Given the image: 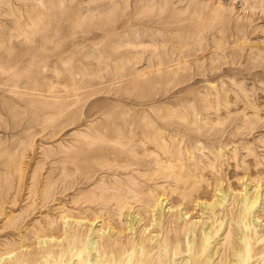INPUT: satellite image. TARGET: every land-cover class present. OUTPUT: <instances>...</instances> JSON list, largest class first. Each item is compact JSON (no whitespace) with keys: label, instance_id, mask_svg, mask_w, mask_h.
<instances>
[{"label":"rangeland","instance_id":"rangeland-1","mask_svg":"<svg viewBox=\"0 0 264 264\" xmlns=\"http://www.w3.org/2000/svg\"><path fill=\"white\" fill-rule=\"evenodd\" d=\"M263 52L264 0H0L1 264H14V254L31 252L35 257L38 252L58 251L65 241L63 232L81 245L90 240L104 243L107 247H99L105 251L112 244L116 248L141 241L148 245V236L152 244L156 239L162 244L169 230L184 235L181 229L187 220L197 223L198 236L213 222L224 223L214 243L219 250L214 264H227L232 243L240 235L236 218L245 192L260 195L247 225L250 229L258 223L255 233L263 235ZM75 87L78 94L72 91ZM117 110L149 112L138 121L149 116L163 124L173 121L167 131L154 134L157 143L149 149L153 154H143L141 143L148 139L139 134L122 133L117 145L101 143L122 148L131 140L138 154L134 157L150 154L162 163L143 171L131 168L135 172L123 176L110 172V165L103 174H95L91 184L74 185L60 195L61 160L75 154L89 127L111 122ZM130 119L119 120L127 127L134 121ZM168 159H172L169 164ZM176 172H181V179ZM187 184L193 199H186L188 190L182 194ZM46 191H58V200L43 203ZM87 197L93 202L85 203ZM115 201L130 205L121 209ZM250 231L253 234V228ZM43 239L54 241L41 246ZM188 240L180 238L183 245ZM152 248L151 264H158L159 246Z\"/></svg>","mask_w":264,"mask_h":264},{"label":"bare ground","instance_id":"bare-ground-1","mask_svg":"<svg viewBox=\"0 0 264 264\" xmlns=\"http://www.w3.org/2000/svg\"><path fill=\"white\" fill-rule=\"evenodd\" d=\"M241 33H245L246 30L244 29H241ZM252 34V32H251ZM254 34V32H253ZM247 35V34H246ZM245 39V38H244ZM244 43V42H243ZM257 49V48H256ZM242 51V50H240ZM260 51V50H259ZM244 52V51H242ZM264 53V52H263ZM244 55L241 53L240 54V58L242 59V61H244ZM256 68V67H255ZM72 91L76 92V94H78V91H79V88H73ZM70 95V94H69ZM118 111V110H117ZM140 111V110H139ZM92 112V111H91ZM147 113H149L148 111H146ZM168 112V111H167ZM116 113L117 116L115 115ZM116 113H111V114H114L115 115V118L113 117V115H111V118L113 117L114 119H111V122H108L106 124L105 121L102 122L103 124H99V125H95V126H91L87 129V132L82 134L80 136V140L81 142L75 147V154L74 155H66V157L64 159H60L61 160V163L63 165V170H62V173H63V176L60 179V182H61V192H60V195L61 194H64L65 192H67L69 189H72L74 187V185H85V184H88L90 183L91 179L93 178V176H95V174H97L99 171L100 173L103 174V170L106 169L108 166L111 165L112 169H110V172L112 171L113 174H117V175H122L123 172H127L128 174H131V172H133L134 170L131 169V168H136L135 170L136 171H143L149 167H151L153 164H161L162 162H157V159L152 157L150 154H147L146 156L142 157V158H136L134 156L138 155L136 153V151L133 149V145L132 144V141L131 140H128V143L125 144V146H122V148H118V147H115V146H106V145H102L101 143H104V142H112V143H116V145L119 143V141L121 140V138L123 137H120V135L123 133H127L129 134V136L131 137H135L137 136L138 134L139 135H142V137L145 138V140L148 139V142H142V146H143V154H146L150 147H151V143L152 144H156L157 143V137L156 139L154 138V134H156L157 130H160L161 132L162 131H167L168 127L170 128L171 126V123H173V121L169 124H163L161 122H159L160 119H156V116L155 118H151L149 116V119H144L143 121H138L136 118L137 117H141V116H145V118L147 117V113L144 114V112L142 111L141 112H136V111H123V110H119L118 112ZM159 113V112H158ZM163 113V112H162ZM110 114V113H109ZM155 115V114H154ZM161 115V113H160ZM163 116V114H162ZM161 116V117H162ZM165 116V115H164ZM170 116V115H169ZM187 116V115H185ZM122 117H127L129 119V121H131L130 118H133L134 121L132 122H129L128 126L125 127L123 126V124H121V119ZM243 117V116H242ZM241 118V117H240ZM141 119V118H140ZM146 120V121H145ZM243 120V118H242ZM125 121V120H124ZM240 121V120H239ZM180 123V122H178ZM188 123V122H187ZM175 124H176V121H175ZM183 124V123H182ZM241 124V122H240ZM239 124V125H240ZM86 125V124H85ZM91 125V124H90ZM89 125V126H90ZM178 125V124H176ZM182 126V125H181ZM242 126V125H241ZM245 126V125H244ZM80 127V126H79ZM83 127V126H81ZM188 127L190 128V125L188 124ZM254 127V126H253ZM156 128V130H155ZM172 128V127H171ZM187 128V126H186ZM256 128V126H255ZM258 129V127H257ZM171 130V129H170ZM169 130V131H170ZM176 130H177V127H176ZM179 130V128H178ZM177 130V131H178ZM187 130V129H186ZM174 131V129H173ZM244 132V131H243ZM242 132V133H243ZM177 133V132H176ZM184 133V132H183ZM182 133V134H183ZM186 133V132H185ZM184 133V135H185ZM126 134V136H127ZM159 134V133H157ZM181 134V132H180ZM244 134V133H243ZM248 134V133H247ZM170 135V134H169ZM176 135V134H175ZM245 135V134H244ZM243 135V136H244ZM253 135V134H252ZM242 136V135H241ZM248 136H250V134H248ZM140 137V136H139ZM160 137V136H159ZM164 137V136H163ZM170 138V137H169ZM127 139V137H126ZM141 139V138H140ZM188 139V138H187ZM242 139V138H241ZM137 140V139H136ZM159 140V138H158ZM175 140V139H174ZM244 140V139H243ZM79 141V140H78ZM139 141V140H138ZM141 141V140H140ZM143 141V140H142ZM160 141V140H159ZM167 141V140H166ZM189 141V140H187ZM76 144H77V140L75 141ZM172 142V141H170ZM245 142V141H244ZM138 143V142H137ZM178 143V142H176ZM186 143V142H185ZM190 143V142H189ZM136 144V143H135ZM161 144V143H160ZM242 144V143H241ZM188 145V144H187ZM73 146V145H72ZM64 147V146H63ZM244 148V147H243ZM136 149V148H135ZM241 149V148H240ZM70 150V149H69ZM157 150V149H156ZM153 151V149H152ZM152 151L150 150L149 152L152 153ZM244 151V150H243ZM60 152V151H59ZM74 153V151L72 150V154ZM189 153V152H188ZM61 154V153H60ZM69 154V153H68ZM153 154V153H152ZM63 155V154H62ZM54 156V155H53ZM64 156V155H63ZM112 156V157H111ZM141 156V155H140ZM155 156V155H154ZM159 156V155H158ZM183 156V155H182ZM173 158V157H172ZM191 159V158H190ZM59 160V161H60ZM165 160V159H164ZM176 160V159H175ZM189 160V159H188ZM244 160V159H243ZM242 160V161H243ZM166 161V160H165ZM264 161V159H263ZM172 162V159H168L167 160V163H171ZM178 162V161H177ZM246 162V161H245ZM259 162V161H258ZM257 162V163H258ZM164 163V161H163ZM256 163V164H257ZM99 166L101 167V170H98V168H96V166ZM172 165V164H171ZM193 165V164H192ZM244 165V164H242ZM264 165V163H263ZM114 167V168H113ZM154 167V166H153ZM174 167H177L176 165H174ZM245 167V166H244ZM178 168V167H177ZM261 168V167H260ZM156 169V168H155ZM176 169V168H174ZM180 169V168H179ZM179 169L177 171H179ZM184 169V168H183ZM262 169V168H261ZM264 169V168H263ZM262 169V170H263ZM169 170V169H168ZM171 170V169H170ZM189 170H191L189 168ZM188 170V171H189ZM257 170V169H256ZM60 171V169H59ZM158 171V170H157ZM264 171V170H263ZM135 172V171H134ZM252 172V171H251ZM53 173V172H52ZM111 173V174H112ZM161 173V172H160ZM109 174V173H108ZM134 174V173H133ZM165 175L167 173H164ZM177 174V172H176ZM250 174V173H249ZM252 174V173H251ZM262 174V173H261ZM126 175V174H124ZM155 175V174H154ZM158 175V174H157ZM264 175V174H263ZM72 176V177H71ZM123 176V175H122ZM128 176V175H127ZM156 176V175H155ZM245 176V175H243ZM253 176V175H252ZM256 176V175H255ZM69 177H71L72 179H69ZM132 177V175H131ZM149 177V176H148ZM159 178V176H157ZM241 177V176H240ZM153 178V177H152ZM177 178H182V175H181V172H179L177 174ZM257 178V177H256ZM98 179V178H97ZM96 179V180H97ZM124 179V178H123ZM122 179V180H123ZM134 179V178H133ZM155 179V177H154ZM198 179V178H197ZM244 179V178H243ZM248 179V178H247ZM250 179V178H249ZM57 180V178H56ZM136 180V179H134ZM149 180V179H148ZM158 180V179H157ZM191 180V179H190ZM55 181V180H54ZM130 181V179H129ZM172 181V180H171ZM194 180H192L191 182L193 183ZM219 181V179H218ZM230 181V180H229ZM255 181V180H254ZM259 181V180H258ZM261 181V180H260ZM49 182H52V181H49ZM123 182V181H122ZM125 182V181H124ZM148 182V181H147ZM189 182V181H188ZM191 182H189L191 185H193ZM222 182V180H221ZM59 183V182H58ZM132 183V181H131ZM185 183V182H184ZM251 183V182H250ZM54 184V183H53ZM91 184V183H90ZM118 184V183H117ZM127 184V183H126ZM153 184V183H152ZM155 184V183H154ZM179 184V183H177ZM190 184H187L185 186V191L184 194L185 195V192L186 190L189 191V186ZM195 184V182H194ZM213 183H211V186H212ZM107 185V184H106ZM125 185V183H124ZM258 185V184H257ZM264 185V184H263ZM103 186V185H102ZM109 186V185H108ZM127 186V185H126ZM138 186V185H137ZM156 186V185H155ZM210 186V185H209ZM261 186V185H260ZM56 187V186H55ZM59 187V186H58ZM128 187V186H127ZM147 187V186H146ZM179 187V186H178ZM191 187H194V186H191ZM230 187V186H229ZM117 188V187H116ZM133 188V187H132ZM131 188V189H132ZM182 188V187H180ZM245 188V187H244ZM44 189V188H43ZM55 189V188H54ZM53 189V190H54ZM58 189V188H57ZM102 189V188H101ZM192 189V188H191ZM198 189V188H197ZM130 190V189H129ZM140 190V189H139ZM143 189H141L140 192H142ZM150 190V189H149ZM179 190V189H178ZM176 190V191H178ZM181 190V189H180ZM199 190V189H198ZM219 190V189H218ZM221 190V189H220ZM226 190V189H225ZM230 190V189H229ZM262 190V189H261ZM55 191V190H54ZM120 191V190H119ZM133 191V190H132ZM130 191V193L132 192ZM182 191V190H181ZM187 191V192H188ZM207 191V190H206ZM260 191V190H258ZM12 192V191H11ZM92 192V191H91ZM125 192V191H124ZM123 192V193H124ZM137 192V190L135 191ZM135 192H132V193H135ZM145 192V191H144ZM186 192V193H187ZM227 193V191H225ZM229 192V191H228ZM257 192V191H256ZM57 192L55 193H50V191H46L45 192V204L49 203V201L47 202L48 199H51L50 202H53L58 200L56 199V197L58 198L57 196ZM129 193V192H128ZM146 193V192H145ZM180 192H178V195ZM193 192L190 190L188 192V194L186 195V199L189 198L188 196H192ZM198 193V192H197ZM224 193V192H223ZM143 194V192H142ZM225 194V193H224ZM250 194V193H249ZM129 195V194H128ZM140 195V194H139ZM175 195V193L173 194ZM222 195V193H221ZM227 195V194H226ZM225 195V196H226ZM63 196V195H62ZM134 196V195H133ZM241 196V195H239ZM3 197V196H2ZM39 197V196H38ZM148 197V196H147ZM176 197H178L176 195ZM181 197V196H180ZM179 197V198H180ZM184 197V196H183ZM222 197V196H221ZM235 197V196H234ZM264 197V196H263ZM5 198V197H4ZM60 198V196H59ZM117 198V197H116ZM129 199L131 198L128 197ZM128 198H126L128 200ZM192 198V197H191ZM228 199H230L229 197H227ZM232 198V197H231ZM133 199V198H132ZM183 199V198H182ZM193 199V198H192ZM196 199V198H195ZM233 199V198H232ZM262 199V198H261ZM117 200V199H116ZM139 200V199H138ZM137 200V201H138ZM166 200V199H164ZM177 200V198H176ZM231 200V199H230ZM229 200V201H230ZM140 201V200H139ZM144 201V199H143ZM160 201V200H159ZM185 201V200H184ZM183 201V203H185ZM188 201V200H187ZM190 201V199H189ZM194 201V200H193ZM199 201V200H198ZM225 201V200H224ZM233 201V200H232ZM231 201V203H232ZM37 202V201H36ZM47 202V203H46ZM59 202V201H58ZM93 201H91V199L89 197L86 198L85 200V203H92ZM117 202V201H115ZM127 202V201H126ZM132 202V201H131ZM134 202V201H133ZM132 202V203H133ZM142 202V201H141ZM176 202V201H175ZM179 202V201H177ZM176 202V203H177ZM181 202V200H180ZM216 202V201H215ZM223 202V200H222ZM241 202L243 204V209L242 211L239 213V215L237 216L236 220V224L238 225V228L239 229V232H240V235H238L239 237L237 238V240H235V243H232V250H231V247L230 250L232 251V259H228V263L227 264H256L257 259H259L261 263L259 264H264V234L263 235H260V233H255V228L258 227V223H252L251 227L253 228V234H251L250 230L252 228L249 229L248 227V219H249V216L251 215V212H252V209L253 207H255V205L259 204L260 203V195L259 193H256L255 196L252 197L248 195L247 192H245L244 195L241 196ZM33 203V202H32ZM39 203V202H38ZM41 203V202H40ZM39 203V204H40ZM74 203V201H73ZM82 203V202H81ZM130 203V202H129ZM129 203H126L125 202H117L116 205L123 209L125 208V206L127 205H130ZM137 203V202H135ZM182 203V204H183ZM191 203V202H190ZM194 203V202H193ZM230 203V204H231ZM235 203V202H234ZM264 203V202H263ZM35 204V203H34ZM38 204V205H39ZM76 204V203H74ZM73 204V205H74ZM107 204V203H106ZM110 204V203H109ZM140 204V203H138ZM143 204V202H142ZM145 204V203H144ZM161 204V203H160ZM187 204V203H186ZM189 204V203H188ZM196 204V202H195ZM219 204V203H218ZM223 204V203H222ZM236 204V203H235ZM262 204V203H261ZM51 205V204H50ZM53 205V204H52ZM84 205V204H83ZM105 205V204H104ZM132 205V204H131ZM136 205V204H135ZM177 205V204H176ZM184 205V204H183ZM202 205V204H201ZM224 205V204H223ZM234 205V204H232ZM32 206V205H31ZM34 206V205H33ZM48 206V205H47ZM81 206V205H80ZM85 206V205H84ZM106 206V205H105ZM104 206V207H105ZM108 206V205H107ZM134 206V205H132ZM162 206V205H161ZM214 206V205H213ZM219 206V205H218ZM231 206V205H230ZM237 206V204H236ZM46 207V205H45ZM100 207V206H98ZM102 207H103V204H102ZM109 207V206H108ZM191 207V205H190ZM201 207V206H200ZM205 209H206V206H204ZM203 207V208H204ZM51 208V207H50ZM82 208V206L80 207ZM117 208V207H116ZM131 208V207H130ZM174 208V206H173ZM184 208V207H183ZM193 208V207H192ZM213 207H211V205L208 207V209H212ZM229 208V207H228ZM30 209V207H29ZM33 209V208H32ZM31 209V210H32ZM89 209V207H88ZM202 209V208H201ZM217 209V208H216ZM232 209V207L230 208ZM4 210V209H3ZM186 210V211H185ZM185 215L188 216V214L190 213L188 207L185 208ZM229 210V209H228ZM234 210V209H232ZM2 211V210H1ZM0 211V212H1ZM119 211V210H118ZM177 211V210H176ZM193 211V210H192ZM213 211V210H211ZM209 211V212H211ZM223 211V210H222ZM227 211V210H226ZM31 212V211H30ZM35 212H36V209H35ZM203 212V211H202ZM201 212V213H202ZM206 212V211H205ZM218 212V211H217ZM220 212V210H219ZM115 213V212H114ZM118 213V212H117ZM129 213V212H128ZM146 213H149V212H146ZM151 213V212H150ZM176 213V212H175ZM196 213V211H195ZM225 213V212H224ZM229 213H232V212H229ZM34 214V212H33ZM32 214V215H33ZM63 214V213H62ZM119 214V213H118ZM127 214V213H126ZM172 214V213H171ZM177 214V213H176ZM175 214V215H176ZM194 214V213H193ZM198 214V213H197ZM205 214V213H204ZM210 214V213H209ZM215 213H213L214 215ZM221 214V213H220ZM1 215V214H0ZM29 215V214H28ZM123 215V214H122ZM121 215V216H122ZM125 215V214H124ZM129 215V214H128ZM150 215V214H148ZM174 215V214H173ZM174 215V216H175ZM192 215V214H191ZM212 214H210L211 216ZM63 216V215H62ZM65 216V215H64ZM69 216V215H68ZM98 216V215H97ZM101 216V215H100ZM103 216V215H102ZM101 216V217H102ZM120 216V215H119ZM131 216V215H130ZM130 216H126L125 219H127L128 217L130 218ZM153 216V215H152ZM181 216V215H180ZM185 216V217H186ZM209 216V217H210ZM216 216V215H215ZM220 215H218L219 217ZM26 219H27V216H25ZM30 217V216H29ZM32 217V216H31ZM172 217V216H171ZM177 217V215H176ZM189 217V216H188ZM205 217V216H204ZM208 217V216H207ZM206 217V218H207ZM212 217V216H211ZM226 217V216H225ZM231 217V215H230ZM24 218V217H23ZM72 218V217H70ZM98 218V217H97ZM123 218V217H121ZM128 218V219H129ZM151 219V217H149ZM163 218V217H162ZM191 218V217H190ZM200 218V217H199ZM67 218L66 217H63V220H66ZM91 219V218H90ZM89 219V221H91ZM164 219V218H163ZM184 219V218H182ZM211 219V218H210ZM221 219V218H220ZM223 219V218H222ZM260 219V218H259ZM21 220V219H20ZM28 220V219H27ZM72 220V219H71ZM76 220V219H75ZM96 220V219H94ZM92 220L91 222L94 223L95 221ZM99 220V219H98ZM111 220V219H110ZM133 220V219H132ZM204 220V219H203ZM234 219V221H236ZM251 220V218H250ZM23 221V220H22ZM26 221V220H25ZM81 221V220H80ZM79 221V223H80ZM94 221V222H93ZM221 221V220H220ZM260 221V220H259ZM21 222V221H20ZM29 222V221H28ZM66 222V221H65ZM69 222V221H68ZM67 222V223H68ZM75 222V221H74ZM104 222V221H103ZM107 222V221H106ZM110 222V221H109ZM108 222V223H109ZM135 222V221H134ZM169 222V221H168ZM191 221L187 220V221H184V224H182V229H181V234H184L182 236L184 237H187V239H189L187 241V243L185 245H183L181 242H180V238L182 236H180V234H174V233H171L169 230L167 233H165V238H164V242L162 244L159 243V239H156L155 242L152 244L153 242V238L151 237H147V240L148 241V245H144V241H138L139 244H132L128 249L126 248H123V247H117L112 244V248L108 249L105 251V249H103L105 247H107V245H104L103 243V246L101 244L98 245L97 242L95 241H88L87 243L81 245V241H78V239L76 237H74L72 234L68 235L66 233H62V236H65V241L64 242V246L60 244V249L58 251H53V250H48L46 251L44 254L42 253V255L40 254L41 252H38L40 254H38V256H31V252L29 254H21V255H17V254H14V264H151V261H152V246L155 245V244H158L159 246V251H160V254H159V258H158V264H214V259L216 256H217V250H215V247L217 245L214 244L215 243V239L219 237V233L220 231L222 230V227L224 225L222 224H217V223H214L209 225L208 227H206L205 229H203L201 232H200V237L198 236V234H196L195 232V226L196 224L194 223H190ZM197 222V221H196ZM204 222V221H203ZM228 222V221H227ZM16 223V222H15ZM19 223V222H17ZM16 223V224H17ZM24 223V222H23ZM66 223V224H67ZM78 223V222H77ZM107 223V224H108ZM130 223V222H129ZM250 223V222H249ZM15 224V225H16ZM65 224V223H64ZM65 224V225H66ZM103 224V223H102ZM112 224V223H111ZM199 224V222H198ZM202 224V223H201ZM207 224V223H206ZM64 225V226H65ZM77 225V224H76ZM81 225V224H79ZM87 225V224H86ZM90 225V224H88ZM154 225V224H152ZM156 225V224H155ZM158 225V224H157ZM160 225V224H159ZM162 225V223H161ZM173 225V224H172ZM226 225V224H225ZM232 225V224H231ZM263 225V224H262ZM92 226V225H91ZM94 226V225H93ZM106 226V224H105ZM129 226V225H128ZM133 226V225H132ZM131 227V230H133L132 228L134 227ZM167 226V225H166ZM165 226V227H166ZM169 226V225H168ZM175 226V225H174ZM200 226V225H199ZM204 226H206L204 224ZM103 227V226H102ZM127 227V226H126ZM202 227V226H201ZM11 228V227H10ZM13 228V227H12ZM18 228V227H16ZM107 228V227H106ZM105 228V229H106ZM157 228V227H156ZM161 228V227H160ZM178 228V227H177ZM226 228V226H225ZM233 228V227H232ZM261 228V227H260ZM18 229H21V228H18ZM43 229V228H42ZM42 229L39 231L41 232ZM70 229V227H69ZM92 229V227H91ZM102 229V228H101ZM158 229V228H157ZM162 229V228H161ZM174 229V228H173ZM197 229V228H196ZM200 229V228H199ZM202 229V228H201ZM228 229V228H227ZM259 229V228H257ZM15 230V229H14ZM17 230V229H16ZM100 230V229H99ZM110 230H112V228H110ZM115 229H113L114 231ZM135 230V229H134ZM166 230V228H165ZM177 229L175 228V231ZM50 231H54V230H51ZM66 231V229H65ZM103 231V230H102ZM105 231V230H104ZM109 231V230H107ZM106 231V232H107ZM160 231V230H159ZM158 231V232H159ZM162 231V230H161ZM173 231V230H172ZM199 231V230H197ZM43 232H45L43 230ZM47 232V231H46ZM51 232V233H52ZM67 232V231H66ZM101 232V230H100ZM99 232V233H100ZM105 232V233H106ZM111 232V231H110ZM118 232V231H117ZM116 232V233H117ZM146 232V231H145ZM144 232V233H145ZM236 232V231H235ZM42 233V232H41ZM93 233V232H91ZM103 233V232H102ZM126 233V232H125ZM136 233V232H135ZM155 233V232H154ZM178 233V231L176 232ZM198 233V232H197ZM231 233V232H230ZM237 233V232H236ZM234 233V234H236ZM264 233V232H263ZM114 234V233H113ZM118 234V233H117ZM121 234V233H120ZM131 234V233H130ZM149 234V233H148ZM147 234V235H148ZM151 234V233H150ZM157 234V233H155ZM174 234V235H173ZM195 234L197 235V237H199V239H196V236ZM221 234V233H220ZM41 235V234H40ZM40 235H38L40 237ZM45 235V234H44ZM72 235V236H71ZM75 235V234H74ZM98 235V234H96ZM106 235V234H105ZM111 235V234H110ZM110 235H108V237L110 238ZM136 236V234H134ZM142 234H140L141 236ZM164 235V234H163ZM191 235V236H189ZM61 236V237H62ZM70 236V237H69ZM76 236V235H75ZM99 236H101L99 234ZM98 236V237H99ZM120 236V235H118ZM125 236V234H124ZM130 236V235H129ZM25 237V236H24ZM23 237V238H24ZM59 237V238H61ZM78 237V236H77ZM89 237V236H88ZM103 237V236H102ZM107 237V238H108ZM132 237V236H130ZM144 237V236H142ZM229 237V236H228ZM237 237V235H236ZM27 239V236L25 237ZM41 238V237H40ZM51 238V237H49ZM58 238V239H59ZM79 238V237H78ZM87 238V237H86ZM95 238V237H94ZM97 238V237H96ZM115 238V237H113ZM112 238V239H113ZM117 238V237H116ZM139 237H137L138 239ZM155 238V237H154ZM162 238V237H161ZM231 238V237H229ZM233 238V237H232ZM29 239V238H28ZM57 239V240H58ZM118 239V238H117ZM120 239V238H119ZM122 239V238H121ZM184 239V238H183ZM227 239V238H226ZM63 240V239H62ZM98 240V238H97ZM106 240V239H105ZM129 240V239H127ZM132 240V239H131ZM129 240V241H131ZM144 240V238L142 239ZM170 240H173V243H171ZM50 241H54V240H42L39 242V245L43 246L44 244L50 242ZM83 241V240H82ZM100 241V239L98 240ZM123 241V240H121ZM120 241V243H121ZM161 241V239H160ZM26 242V241H25ZM110 242V240H109ZM112 242V241H111ZM113 242H115L113 240ZM112 242V243H113ZM119 242V241H118ZM128 242V241H127ZM136 242V240H135ZM184 242V240H183ZM57 243V242H56ZM62 243V242H61ZM125 243V242H124ZM19 244V243H18ZM37 244V243H36ZM58 244V243H57ZM117 244V243H116ZM24 245V244H23ZM22 245V246H23ZM55 245V244H54ZM102 246L103 248H100L99 246ZM231 245V243H230ZM229 245V246H230ZM21 246V247H22ZM122 246V245H121ZM157 246V245H156ZM155 246V247H156ZM46 247V245H45ZM55 247V246H54ZM218 247V246H217ZM216 247V248H217ZM24 248V247H23ZM26 248V247H25ZM228 248V249H229ZM33 249V248H32ZM31 249V250H32ZM43 249V248H42ZM55 249V248H54ZM157 249V248H156ZM218 249V248H217ZM23 250V249H22ZM26 250V249H24ZM30 250L29 248L26 250L28 251ZM38 250V249H37ZM36 250V251H37ZM41 250V249H40ZM39 250V251H40ZM46 250V249H45ZM20 251V250H19ZM156 251V250H155ZM153 252H154V249H153ZM15 253V252H14ZM17 253V252H16ZM21 253V252H20ZM36 252H34L33 254L35 255ZM11 254V253H10ZM9 255V254H8ZM156 255V254H155ZM226 255V254H225ZM229 255V254H228ZM223 257V256H222ZM228 257V256H227ZM181 260V261H180ZM221 260V258H220ZM223 261V260H222ZM2 262V259L0 258V264ZM226 262V260H225ZM3 263V262H2ZM7 263V262H6ZM5 264V263H4ZM222 264V263H221Z\"/></svg>","mask_w":264,"mask_h":264}]
</instances>
